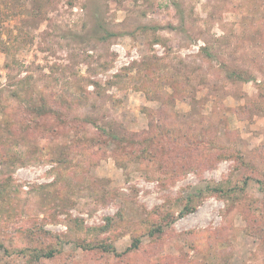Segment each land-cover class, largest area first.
<instances>
[{"label":"rangeland","instance_id":"1","mask_svg":"<svg viewBox=\"0 0 264 264\" xmlns=\"http://www.w3.org/2000/svg\"><path fill=\"white\" fill-rule=\"evenodd\" d=\"M0 242L264 264V0H0Z\"/></svg>","mask_w":264,"mask_h":264},{"label":"trees","instance_id":"2","mask_svg":"<svg viewBox=\"0 0 264 264\" xmlns=\"http://www.w3.org/2000/svg\"><path fill=\"white\" fill-rule=\"evenodd\" d=\"M138 245V243L137 242H134L133 243V247L135 246H137ZM90 246H93V245H90ZM0 247L1 248H3L4 246H3V244L0 242ZM95 247V246H94ZM96 247H98V246H96ZM100 247H102L103 249H105V250H107V251H109V249H110V246L109 245H101ZM36 249V248H35ZM6 250V249H5ZM7 251V250H6ZM36 251V253H35V255H34V258L35 259H41V258H52V257H55L56 256V250H54V249H49V250H44V249H36L35 250Z\"/></svg>","mask_w":264,"mask_h":264}]
</instances>
